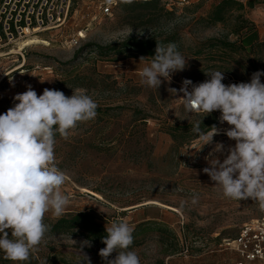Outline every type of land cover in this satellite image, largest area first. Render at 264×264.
Instances as JSON below:
<instances>
[{
    "label": "rangeland",
    "instance_id": "obj_1",
    "mask_svg": "<svg viewBox=\"0 0 264 264\" xmlns=\"http://www.w3.org/2000/svg\"><path fill=\"white\" fill-rule=\"evenodd\" d=\"M161 1L175 12L171 19L134 27L123 22L120 10L104 17L97 1L74 0L62 27L1 44L0 114L14 106V96L25 92L28 85L38 95L45 88L66 96L76 90L87 93L100 109L110 110L99 112L93 120L78 122L67 139L56 134L55 164L66 175L61 192L69 199L64 214L89 211L105 227L113 220H122L134 229L141 222H157L164 230L146 231L131 249L139 255L141 264H235L238 255L225 248L226 242L244 224L263 220L264 211L251 198L233 200L213 187L214 182L203 169L209 166L205 157L214 144L201 149L195 134L185 135L176 143L167 128L193 125L197 120L203 123L215 115L220 134L214 137V143L222 142L225 148L234 146L235 141L224 134L230 126L219 122L220 112L189 115L180 99L183 93L178 90L185 79L193 84L209 79L205 74L209 71L228 73L238 83L250 82L256 71L264 72V33L252 50L232 52L224 48L230 56L221 59L216 54L219 47L204 48L213 39L240 45V35L232 34L242 23L240 13L255 26L256 22L264 26V0H254L260 3L253 8L245 6L242 12L234 10L215 25H210L208 17L221 0H189L188 4ZM243 1L247 4L249 0ZM171 34L187 66L173 73L170 82L161 78L158 90L141 83L139 71L150 60L140 61L141 57L124 53L103 58L96 48L120 45L128 38L160 39ZM30 36L47 44L34 43L21 49L20 43ZM76 38L79 43L74 45ZM256 40L257 35L252 34L243 44L249 47ZM198 51L202 53L197 55ZM169 89H177V94ZM144 115L151 117L146 124L139 120ZM193 196L198 197L196 204L191 203ZM45 217L56 219L51 212ZM87 241L77 235L49 234L39 245V253H57L77 264L82 253L91 264H105L95 245L84 244Z\"/></svg>",
    "mask_w": 264,
    "mask_h": 264
},
{
    "label": "clouds",
    "instance_id": "obj_2",
    "mask_svg": "<svg viewBox=\"0 0 264 264\" xmlns=\"http://www.w3.org/2000/svg\"><path fill=\"white\" fill-rule=\"evenodd\" d=\"M186 66L187 59L175 43L163 45L157 41L155 55L139 71L141 83L158 90L161 78L170 82L172 74ZM205 74L209 79L199 84L183 80L178 90L183 93V107L189 115L207 116L219 111V122L230 126L224 134L235 144L225 148L222 142L214 143L220 129L213 125L205 132L200 127L202 121H195L192 132L201 142V149L214 144L205 157L209 166L203 172L223 196L237 201L251 198L264 211V72H254L250 82L229 85L222 82L221 71ZM169 91L177 94V89ZM13 99L14 106L0 114V251L5 259L25 262L39 252L50 230L44 222L45 214L51 212L60 218L69 204L67 195L61 192L66 175L55 164L56 134L67 139L78 122L96 118L98 104L82 90L66 96L62 91L45 88L38 95L31 85ZM197 202L198 197L193 196L191 203ZM6 230L11 231V238ZM134 230L122 220L106 226L107 235L102 238L106 247L99 250L105 264H141L137 252L130 250ZM84 244L91 246L89 241ZM113 253L114 258H110ZM81 255L78 264H91L87 255Z\"/></svg>",
    "mask_w": 264,
    "mask_h": 264
},
{
    "label": "trees",
    "instance_id": "obj_3",
    "mask_svg": "<svg viewBox=\"0 0 264 264\" xmlns=\"http://www.w3.org/2000/svg\"><path fill=\"white\" fill-rule=\"evenodd\" d=\"M260 1H248L247 4L240 0H221L218 4L213 6V10L211 11L208 21L210 25H215L217 23L224 22L234 10L242 12L245 9V6L253 8ZM74 5H72L71 10ZM122 13L123 22L129 26L139 27L143 24L151 25L156 24L162 18L171 19L174 16L175 12L167 9L166 5L161 0H150V1H133L132 3H125L121 1L115 11H119ZM169 10V11H168ZM241 24H239L232 32L234 35H240V45H236V43H232L229 41L222 40H210L207 43V46L204 48H215L219 47L217 50V55L219 59L223 58V56H230L229 54L224 53L223 49L231 50L232 52L237 49H247L251 50L254 46L259 42L255 41L251 46H244V36L248 32L254 30L256 28L255 24L251 21H248L243 13L238 15ZM138 22V23H136ZM157 41L162 43L163 45H167L169 43H175L177 45L178 51L181 52L177 44V39H175V35H165L164 38L158 39L157 37H151L148 39H135L128 38L120 45H109L105 47H96L98 48V53L103 58H107L111 53L115 54H128L129 57L139 56L145 57L146 60H151V58L155 55V49L157 46ZM202 51L196 52L197 55H200ZM231 54V52H230ZM126 55V56H128ZM222 55V56H221ZM110 109H100L97 108V113L99 112H108ZM151 117L148 115H144L139 118L142 123L146 124L147 120ZM213 125L217 126V120L215 115L213 118H208L206 121L201 123L200 127L203 131L207 132ZM193 125H173L167 128V133L171 135L176 143H178L180 138H186L189 134H195L192 132ZM186 135V137H185ZM196 135V134H195ZM44 222L50 226V230L46 233L47 235H77L81 236L84 239L91 242L93 245L97 247L98 250L106 247L105 244L102 243V238L107 235L106 227L97 219V217L89 212V211H79L75 213H67L64 214L60 218L49 219L44 218ZM152 228L161 232L164 230V227H161L155 221H146L141 222L137 225L133 232L134 243L130 246V250L136 247L139 244V236H142L146 233V231L151 230ZM8 231L9 238H11V231ZM171 236H174L173 233H170ZM238 235V234H237ZM236 235V236H237ZM114 254V253H113ZM38 257V258H37ZM46 262V264H77L72 261H69L65 257L57 254V253H37L35 256L30 257L29 261L25 262H13L9 259H5L4 253L0 251V264H41V262Z\"/></svg>",
    "mask_w": 264,
    "mask_h": 264
},
{
    "label": "built area",
    "instance_id": "obj_4",
    "mask_svg": "<svg viewBox=\"0 0 264 264\" xmlns=\"http://www.w3.org/2000/svg\"><path fill=\"white\" fill-rule=\"evenodd\" d=\"M73 1L0 0V45L12 44L18 37L23 38L31 33L62 27L71 12ZM95 1L98 2L100 14L111 17L117 5L124 0ZM181 3L188 4L189 0H181ZM72 42L77 45L79 40L76 38ZM21 56L23 57V54ZM222 74L224 75L222 82L225 85L238 83L232 75L225 72ZM225 248L238 255L235 264H264V219L244 224L238 235L226 242Z\"/></svg>",
    "mask_w": 264,
    "mask_h": 264
},
{
    "label": "bare ground",
    "instance_id": "obj_5",
    "mask_svg": "<svg viewBox=\"0 0 264 264\" xmlns=\"http://www.w3.org/2000/svg\"><path fill=\"white\" fill-rule=\"evenodd\" d=\"M19 42H20V41H19ZM34 43H36V44H37V43L47 44L46 41H44V40H39L37 36H33V37L30 36V38H28V39L22 41V42L20 43L21 46H19V47H21V49H22L23 46H29V45H32V44H34ZM19 67H22V64L19 65L17 68H19Z\"/></svg>",
    "mask_w": 264,
    "mask_h": 264
},
{
    "label": "crops",
    "instance_id": "obj_6",
    "mask_svg": "<svg viewBox=\"0 0 264 264\" xmlns=\"http://www.w3.org/2000/svg\"><path fill=\"white\" fill-rule=\"evenodd\" d=\"M242 2H244L243 0H240ZM251 1V0H249ZM256 28L254 30H252L249 34L245 35V37L249 36V35H252V34H256L257 35V40L256 41H260V36L262 35V33H264V26L262 24V26H260L259 23L256 22Z\"/></svg>",
    "mask_w": 264,
    "mask_h": 264
}]
</instances>
